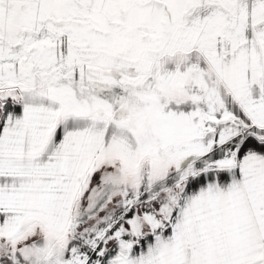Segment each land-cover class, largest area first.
Masks as SVG:
<instances>
[{"label":"snow or ice","instance_id":"obj_1","mask_svg":"<svg viewBox=\"0 0 264 264\" xmlns=\"http://www.w3.org/2000/svg\"><path fill=\"white\" fill-rule=\"evenodd\" d=\"M0 264H264V0H0Z\"/></svg>","mask_w":264,"mask_h":264}]
</instances>
